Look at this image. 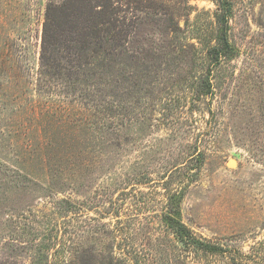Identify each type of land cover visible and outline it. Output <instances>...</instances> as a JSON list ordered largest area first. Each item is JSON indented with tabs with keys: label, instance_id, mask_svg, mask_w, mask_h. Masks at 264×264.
Instances as JSON below:
<instances>
[{
	"label": "rangeland",
	"instance_id": "1",
	"mask_svg": "<svg viewBox=\"0 0 264 264\" xmlns=\"http://www.w3.org/2000/svg\"><path fill=\"white\" fill-rule=\"evenodd\" d=\"M64 1L0 0V264H264V0L213 66L219 0H111L144 63L113 118L73 55L41 73Z\"/></svg>",
	"mask_w": 264,
	"mask_h": 264
},
{
	"label": "trees",
	"instance_id": "2",
	"mask_svg": "<svg viewBox=\"0 0 264 264\" xmlns=\"http://www.w3.org/2000/svg\"><path fill=\"white\" fill-rule=\"evenodd\" d=\"M219 4V8H223L217 14L220 32L214 37L215 43L208 47L207 55L212 66L219 63L230 49L226 33L230 3L229 0H219ZM119 11L111 0H65L58 6L50 3L42 22L40 45L42 75L61 70L64 51L66 55H73L82 91L90 93L93 104L106 102L101 111L112 118L121 113L124 116L120 101L123 95H119L123 92L118 90H128V83L130 86L137 85L138 79L131 75L140 62L124 46L128 32L121 17H118ZM208 70L211 73L210 68ZM177 235L183 237L182 234ZM188 241L199 243L194 238ZM200 245L205 250L215 249L208 243L200 242Z\"/></svg>",
	"mask_w": 264,
	"mask_h": 264
},
{
	"label": "water",
	"instance_id": "3",
	"mask_svg": "<svg viewBox=\"0 0 264 264\" xmlns=\"http://www.w3.org/2000/svg\"><path fill=\"white\" fill-rule=\"evenodd\" d=\"M234 164V160L232 158H229L226 162V165H233Z\"/></svg>",
	"mask_w": 264,
	"mask_h": 264
}]
</instances>
